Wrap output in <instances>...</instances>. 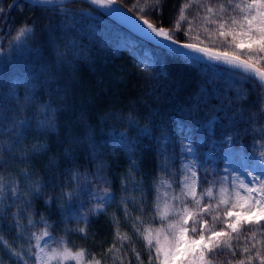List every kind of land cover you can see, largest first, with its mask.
Wrapping results in <instances>:
<instances>
[{
    "label": "snow or ice",
    "instance_id": "1",
    "mask_svg": "<svg viewBox=\"0 0 264 264\" xmlns=\"http://www.w3.org/2000/svg\"><path fill=\"white\" fill-rule=\"evenodd\" d=\"M74 3L89 7L73 10ZM165 3L132 0L127 13L135 15L128 16L117 0H12L7 9L0 0V50L8 39L10 50L27 45L39 61L14 81L23 85V97L7 82V90L0 91V229L7 221L26 241L17 251L0 236L14 264H130L129 246L137 264H145L133 236L143 242L146 264H264V0H179L167 25ZM17 7L38 9L45 22L29 18L13 34L8 16ZM97 9L119 13L165 55L227 77L221 87L209 78V86L189 97L178 132L160 130L155 136L157 129L141 127L135 109L105 114L106 126L109 120L121 124L123 131L109 128L108 135L129 157L119 189L83 114L78 123L85 135L69 131L59 140L66 146L49 155L62 109L52 91L43 100L37 90L77 61L92 62L82 43L92 30L85 31L80 21ZM134 60L146 79L166 75L150 54L139 53ZM145 137L154 138L157 157L150 182L136 160ZM81 143L88 149L87 165L78 162ZM44 158L48 164L37 169L34 162ZM40 199L46 212L34 206ZM100 216H107L113 229L106 248L90 250L69 241L71 236L89 239V226Z\"/></svg>",
    "mask_w": 264,
    "mask_h": 264
},
{
    "label": "trees",
    "instance_id": "2",
    "mask_svg": "<svg viewBox=\"0 0 264 264\" xmlns=\"http://www.w3.org/2000/svg\"><path fill=\"white\" fill-rule=\"evenodd\" d=\"M126 10L132 0H117ZM12 0H2V6L7 9ZM179 0H166L164 4V23L167 25L168 18L173 15V5H178ZM73 10L79 8H88L87 4L74 3L69 5ZM134 16V13H130ZM41 17L42 13L37 9L35 11L24 8L23 12L19 7L11 10L8 16L12 26L13 34L16 26L29 18ZM58 22L60 17H55ZM85 31L92 30L91 33L82 39V43L91 50V63L82 61L76 62L74 69H64L56 77L50 80L47 87L37 90L41 93L42 99L47 100L49 91H52V99L61 107L62 111L58 113L59 130L52 136L51 152L59 153L62 147L59 140L66 137L70 131L74 137H83L85 127L78 121L83 114L86 125L90 126L95 132L97 151L103 153V158L111 164V178L114 180V188L119 189V177L127 169L129 157L124 150L114 146L110 136L109 128H116L123 131L121 124L112 120L107 122V126L102 123V118L107 113L123 112L125 115L129 109H135V116L139 119L141 127L145 124L149 129H157L155 136L160 135V130L167 131L174 129L177 131V124L181 122V110L186 109L189 104V97L197 92L201 86H209V78L217 81V87L223 86L227 77L223 74L213 73L209 69L198 64H186L171 55H165L160 49V54L155 59L159 61V72L166 73L157 78L146 79V73L139 72L135 66L134 58L136 55L127 45L118 47L122 40L120 30L126 29L117 20L107 15L103 10L97 9L90 16L80 21ZM8 27L4 28V32ZM32 46H35L34 44ZM0 91H6L3 82L15 87L18 94L23 97L25 89L23 85H15L14 81L23 79L26 72L35 70L39 63L35 54L29 50V46L21 44L16 51L8 47V39L3 40V49L0 50ZM45 59L48 54L41 51ZM63 101V103H61ZM66 105V110H63ZM56 105L54 104V107ZM155 115L154 123L152 116ZM200 119V117H197ZM199 125L193 127L197 131ZM131 136L132 133H129ZM178 138V137H177ZM31 139V137L29 138ZM154 138L145 137L140 140V149L137 151L136 160L140 166V172L147 174L148 182L155 175L156 154L154 150ZM77 155L80 157L79 163L87 165L88 149L85 143L79 146ZM37 169L43 168L48 164V159L35 161ZM220 163V161H219ZM218 163V164H219ZM119 195V193H117ZM37 212H46L43 199L35 202ZM115 208V205L113 206ZM112 208L109 212H112ZM53 211H55L53 209ZM122 216V213H118ZM57 219V215L51 217ZM8 222L0 229V236L8 240L9 244L17 251H23L26 247V241L18 238V234L9 229ZM131 235L129 227H124ZM95 233V236H91ZM90 238L80 239L77 236L69 237V241H75L76 245H83L90 250L102 251L106 248L113 238V229L111 221L107 216H100L93 219L89 226ZM136 250L141 253L142 259L147 262V253L143 249V242L133 236ZM128 260L130 264H137L131 247L128 248ZM16 258L11 256L8 249L0 244V264H14ZM127 264V261H126Z\"/></svg>",
    "mask_w": 264,
    "mask_h": 264
},
{
    "label": "rangeland",
    "instance_id": "3",
    "mask_svg": "<svg viewBox=\"0 0 264 264\" xmlns=\"http://www.w3.org/2000/svg\"><path fill=\"white\" fill-rule=\"evenodd\" d=\"M120 34H122V40L117 44L118 47H121L123 45H127L129 49L137 56L139 53H146L150 54L156 58L160 54V49L152 47L148 44L143 43L141 40H139L135 35H133L128 30L122 29L120 30ZM179 129L177 128V132ZM193 137L199 135V129L197 131L193 130L192 132ZM179 139V137H178ZM209 149L207 147H202V152H207ZM219 163V162H218ZM223 161L220 160V163L218 164V167L223 168Z\"/></svg>",
    "mask_w": 264,
    "mask_h": 264
},
{
    "label": "water",
    "instance_id": "4",
    "mask_svg": "<svg viewBox=\"0 0 264 264\" xmlns=\"http://www.w3.org/2000/svg\"><path fill=\"white\" fill-rule=\"evenodd\" d=\"M117 4H120V3L117 1ZM123 9H124L126 15L131 16L129 13H127V10L124 7H123ZM103 11H105L108 15L112 16L114 19H116L117 21H119L122 25H124L128 30H130L131 32H133L139 38H141V39L145 40L146 42H148V43L156 46V41H149L147 38H145L140 32L136 31L133 28V26H132V24L130 22H127V21L123 20L121 18V15L119 13H117L115 15H112V14H109L106 10H103Z\"/></svg>",
    "mask_w": 264,
    "mask_h": 264
}]
</instances>
